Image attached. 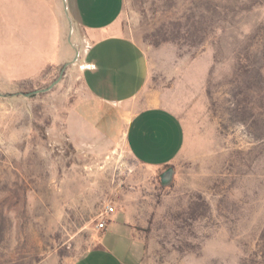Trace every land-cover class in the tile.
Returning <instances> with one entry per match:
<instances>
[{
	"label": "rangeland",
	"instance_id": "rangeland-1",
	"mask_svg": "<svg viewBox=\"0 0 264 264\" xmlns=\"http://www.w3.org/2000/svg\"><path fill=\"white\" fill-rule=\"evenodd\" d=\"M63 12L64 0H0V51L16 33L9 14L47 40ZM115 26L148 62L131 107L88 98L79 60L34 96L23 93L64 63L24 80L0 66V264H72L94 243L123 264H264V0H124ZM75 35L66 20L73 46ZM149 104L184 128L166 186V167L125 144L130 112ZM74 109L89 122L77 140ZM106 204L115 212L101 216Z\"/></svg>",
	"mask_w": 264,
	"mask_h": 264
},
{
	"label": "crops",
	"instance_id": "crops-1",
	"mask_svg": "<svg viewBox=\"0 0 264 264\" xmlns=\"http://www.w3.org/2000/svg\"><path fill=\"white\" fill-rule=\"evenodd\" d=\"M64 6V17H58L54 34L47 40L43 38L42 28L39 32L28 30L25 15L9 14L5 27L16 33L5 40L8 48L0 51V66L8 68L13 79L24 80L40 75L48 65L70 61L78 49L88 98L112 106L131 107L145 85L148 62L141 47L116 30L124 0H64ZM66 20L75 29L74 46L64 36ZM88 123L78 109L70 112L66 122L70 138L77 140ZM124 139L136 161L150 168H162L178 157L185 133L173 111L149 104L130 112L125 121ZM119 225L128 237H140L127 219ZM72 264L123 263L116 253L94 243Z\"/></svg>",
	"mask_w": 264,
	"mask_h": 264
},
{
	"label": "water",
	"instance_id": "water-1",
	"mask_svg": "<svg viewBox=\"0 0 264 264\" xmlns=\"http://www.w3.org/2000/svg\"><path fill=\"white\" fill-rule=\"evenodd\" d=\"M64 9H65V11H66V7H65V6H64ZM78 56H79V51H78V49H76L73 58H72L70 61H68V62H66V63H64V64L62 65L58 77H57L54 81H52L48 86L43 87V88H39V89H34V90H32V91H27V92H24L23 94H24L25 96H34L35 94H37V93H39V92H44V91L49 90L53 85H55V84L60 80V78L62 77L63 72H64V70H65V67H66L68 64L73 63V62H75L76 60H78ZM172 176H173V168H172L171 166L166 167V168H165V169L159 174V181H160V184H161L162 186H166V185H168L169 182H170L171 179H172Z\"/></svg>",
	"mask_w": 264,
	"mask_h": 264
},
{
	"label": "built area",
	"instance_id": "built-area-1",
	"mask_svg": "<svg viewBox=\"0 0 264 264\" xmlns=\"http://www.w3.org/2000/svg\"><path fill=\"white\" fill-rule=\"evenodd\" d=\"M114 211V207L110 204H106L104 206V209L102 210V213L100 214L101 216H103L104 214L106 213H111ZM98 229H102L105 227V220H101L97 223V226H96Z\"/></svg>",
	"mask_w": 264,
	"mask_h": 264
},
{
	"label": "trees",
	"instance_id": "trees-1",
	"mask_svg": "<svg viewBox=\"0 0 264 264\" xmlns=\"http://www.w3.org/2000/svg\"><path fill=\"white\" fill-rule=\"evenodd\" d=\"M166 167H168V165Z\"/></svg>",
	"mask_w": 264,
	"mask_h": 264
}]
</instances>
